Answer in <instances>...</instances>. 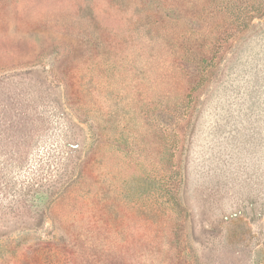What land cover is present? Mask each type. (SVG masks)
<instances>
[{"label": "rangeland", "instance_id": "obj_1", "mask_svg": "<svg viewBox=\"0 0 264 264\" xmlns=\"http://www.w3.org/2000/svg\"><path fill=\"white\" fill-rule=\"evenodd\" d=\"M0 264H264V0H0Z\"/></svg>", "mask_w": 264, "mask_h": 264}]
</instances>
